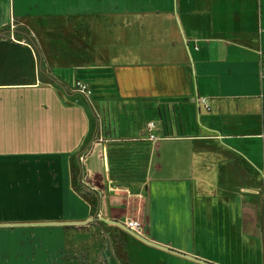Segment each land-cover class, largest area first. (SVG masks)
Segmentation results:
<instances>
[{
	"label": "crops",
	"instance_id": "1",
	"mask_svg": "<svg viewBox=\"0 0 264 264\" xmlns=\"http://www.w3.org/2000/svg\"><path fill=\"white\" fill-rule=\"evenodd\" d=\"M7 233L80 264H264V0H0Z\"/></svg>",
	"mask_w": 264,
	"mask_h": 264
},
{
	"label": "rangeland",
	"instance_id": "2",
	"mask_svg": "<svg viewBox=\"0 0 264 264\" xmlns=\"http://www.w3.org/2000/svg\"><path fill=\"white\" fill-rule=\"evenodd\" d=\"M6 226L15 227L20 225L7 224ZM15 240L22 239L17 234L7 233L6 245L5 247H0V264H80L79 262H82V260H78V256L76 257L77 259L69 258L70 261L68 262V260L66 261L64 253L60 251L57 253L54 252L48 257L39 254L37 258H34L33 254L36 242L33 239H29V241L21 243L16 247Z\"/></svg>",
	"mask_w": 264,
	"mask_h": 264
},
{
	"label": "built area",
	"instance_id": "3",
	"mask_svg": "<svg viewBox=\"0 0 264 264\" xmlns=\"http://www.w3.org/2000/svg\"><path fill=\"white\" fill-rule=\"evenodd\" d=\"M76 89L83 93L86 96H90L92 94V90L89 87L88 83L81 81V80H77L76 81ZM203 101H205V99H202ZM156 129V123L154 121H150L146 124L144 131L142 133V136L145 138H148L154 142H157L161 139V137H159L157 135V133L155 132ZM126 226L131 229L132 231H134L135 233H137L138 235H142L143 233V223L140 222L139 220H127V222L125 223Z\"/></svg>",
	"mask_w": 264,
	"mask_h": 264
},
{
	"label": "water",
	"instance_id": "4",
	"mask_svg": "<svg viewBox=\"0 0 264 264\" xmlns=\"http://www.w3.org/2000/svg\"><path fill=\"white\" fill-rule=\"evenodd\" d=\"M134 232V231H133ZM135 233V232H134ZM135 235H137L139 238H141V239H143V240H145L143 237H141V235H138L137 233H135ZM170 251H173L172 249H169ZM177 253H179V252H177ZM179 254H182V253H179ZM183 255V254H182ZM185 255V254H184ZM194 260H196V261H198V262H200V263H202V264H213V263H209V262H207V261H204V260H201V259H199V258H193Z\"/></svg>",
	"mask_w": 264,
	"mask_h": 264
}]
</instances>
